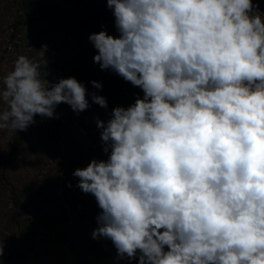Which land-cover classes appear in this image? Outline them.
<instances>
[{
    "label": "clouds",
    "instance_id": "obj_1",
    "mask_svg": "<svg viewBox=\"0 0 264 264\" xmlns=\"http://www.w3.org/2000/svg\"><path fill=\"white\" fill-rule=\"evenodd\" d=\"M106 2L118 35L90 34L93 61L143 96L113 108L106 124L97 119L108 159L73 172L102 210L92 238L111 240L117 259L137 264H264L258 2ZM46 50L37 51L39 60L18 56L0 76V131L10 141L36 115L54 118L60 103L76 112L90 106L75 77L47 79ZM91 99L107 108L96 92Z\"/></svg>",
    "mask_w": 264,
    "mask_h": 264
},
{
    "label": "trees",
    "instance_id": "obj_2",
    "mask_svg": "<svg viewBox=\"0 0 264 264\" xmlns=\"http://www.w3.org/2000/svg\"><path fill=\"white\" fill-rule=\"evenodd\" d=\"M254 2H258L259 11L264 13V0ZM101 30L118 35L106 0H0V76L12 70L13 62L20 55L39 60L37 51L46 45V60L52 51L83 46L89 42L90 34ZM95 67L96 73L91 77L72 58H63L57 63V82L75 77L87 88L90 106L85 111L76 112L67 103H61L69 122L90 137L86 167L93 159L107 160L109 155L103 150L105 144L97 119L106 124L113 108L127 107L143 96L140 88L111 70H101L97 63ZM93 80L100 82L102 88L95 89ZM93 92L106 99L107 108L92 102ZM58 123L55 111L54 118L36 115L35 123L26 131H17L11 141L6 130L0 131V240L3 244L0 264H29L30 256L41 246L43 224L50 221V210L60 198L58 177L67 150L66 145L62 147L59 143ZM74 171L70 168L63 175L61 201L78 216L101 212L96 198L77 187Z\"/></svg>",
    "mask_w": 264,
    "mask_h": 264
},
{
    "label": "rangeland",
    "instance_id": "obj_3",
    "mask_svg": "<svg viewBox=\"0 0 264 264\" xmlns=\"http://www.w3.org/2000/svg\"><path fill=\"white\" fill-rule=\"evenodd\" d=\"M95 49L89 41L83 46H71L64 51H52L46 59L47 79L57 82V63L63 58H72L74 63L91 77L96 73L93 57ZM59 123L56 131L60 145H66L62 173L58 177V203L50 210V221L45 222L41 246L30 256L29 264H137V260L117 259V250L112 241L103 237L92 238L99 225L96 217L101 212L78 216V213L61 201L63 175L68 169L86 167L85 155L90 137L83 129L72 125L65 108L56 107ZM66 157V160L64 159ZM138 259V257H137Z\"/></svg>",
    "mask_w": 264,
    "mask_h": 264
}]
</instances>
